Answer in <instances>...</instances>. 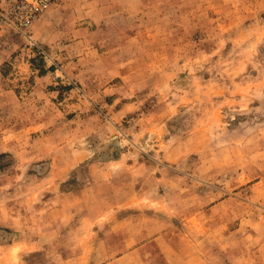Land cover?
<instances>
[{"label": "rangeland", "instance_id": "1", "mask_svg": "<svg viewBox=\"0 0 264 264\" xmlns=\"http://www.w3.org/2000/svg\"><path fill=\"white\" fill-rule=\"evenodd\" d=\"M0 0V264H264V0Z\"/></svg>", "mask_w": 264, "mask_h": 264}, {"label": "built area", "instance_id": "2", "mask_svg": "<svg viewBox=\"0 0 264 264\" xmlns=\"http://www.w3.org/2000/svg\"><path fill=\"white\" fill-rule=\"evenodd\" d=\"M54 0H24L17 7L16 21L21 27H28L48 9Z\"/></svg>", "mask_w": 264, "mask_h": 264}]
</instances>
